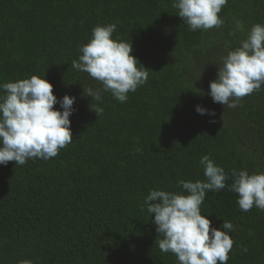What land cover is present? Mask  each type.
Returning <instances> with one entry per match:
<instances>
[{
    "label": "trees",
    "instance_id": "1",
    "mask_svg": "<svg viewBox=\"0 0 264 264\" xmlns=\"http://www.w3.org/2000/svg\"><path fill=\"white\" fill-rule=\"evenodd\" d=\"M172 3L0 0V84L36 75L58 99L76 97L71 144L48 161L0 165V264H177L155 242L154 215L141 210L150 190L204 180V155L228 173H264V86L234 109L208 95L221 57L264 24V0H228L224 24L207 31H190ZM110 23L149 75L124 103L104 93L98 117L82 88L100 85L71 62L92 29ZM201 213L217 229L238 226L227 264H264V212H241L226 187L206 193Z\"/></svg>",
    "mask_w": 264,
    "mask_h": 264
},
{
    "label": "clouds",
    "instance_id": "2",
    "mask_svg": "<svg viewBox=\"0 0 264 264\" xmlns=\"http://www.w3.org/2000/svg\"><path fill=\"white\" fill-rule=\"evenodd\" d=\"M228 0H173L172 7L190 31H207L224 24L218 15ZM240 22H237V29ZM117 25H97L88 43L78 46V59L71 62L73 69L87 73L100 87L82 88L83 96L91 98L90 108L99 117L104 93L124 103L128 94L135 93L148 80V69L132 55L130 41L113 39ZM264 86V24H254L240 46L221 57L217 78L210 82L208 95L214 103L234 109L242 106V98L260 92ZM0 165L9 162L24 165L29 160L48 161L73 142L70 116L76 97L57 98L53 85L44 77L0 84ZM59 104V109L55 105ZM200 115L215 116L214 110L197 105ZM214 123L215 121H210ZM135 147L133 154L142 153ZM204 180L195 182L178 179L180 192L150 190L141 210L154 219L151 222L161 239L156 240L162 253H172L177 264H227L234 239L229 233L237 230L224 220L221 229L201 213V205L209 191L219 192L226 187L237 194L241 212L254 207L264 212V173L249 174L247 170L226 172L209 155L199 160ZM231 180V184L228 181ZM247 252V248H242ZM21 264H31L21 261Z\"/></svg>",
    "mask_w": 264,
    "mask_h": 264
}]
</instances>
